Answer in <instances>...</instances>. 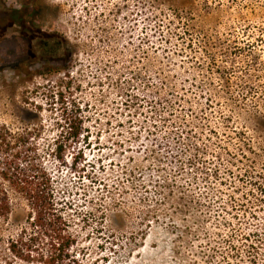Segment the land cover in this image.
Returning a JSON list of instances; mask_svg holds the SVG:
<instances>
[{
    "label": "rangeland",
    "instance_id": "374dc122",
    "mask_svg": "<svg viewBox=\"0 0 264 264\" xmlns=\"http://www.w3.org/2000/svg\"><path fill=\"white\" fill-rule=\"evenodd\" d=\"M7 1L0 125L50 153L62 114L82 119L64 160L43 158L80 219L70 264H227L229 241L264 257V0H31L30 42ZM13 201L5 240L29 212ZM0 264L41 263L5 244Z\"/></svg>",
    "mask_w": 264,
    "mask_h": 264
},
{
    "label": "trees",
    "instance_id": "16d2710c",
    "mask_svg": "<svg viewBox=\"0 0 264 264\" xmlns=\"http://www.w3.org/2000/svg\"><path fill=\"white\" fill-rule=\"evenodd\" d=\"M62 119L61 136L55 139L56 147L50 153L38 142L40 129L31 127L15 132L0 125V225L7 224L13 214L14 196L23 198L29 207L25 225L16 236L5 240L0 231V245L6 244L10 255L27 263L70 264L76 260L72 252L79 246L80 237L74 228L80 219L71 211V204L57 192L54 176L43 160L47 154L62 162L69 146L80 143L82 132L78 126L82 119H71L66 112ZM66 127L69 129L67 138L63 136ZM77 158L75 163L79 165ZM244 238L247 241L250 235ZM229 243L230 251L224 256L227 264H233L235 259L238 263L264 264V257L253 243L247 252ZM210 249L219 252L218 247Z\"/></svg>",
    "mask_w": 264,
    "mask_h": 264
},
{
    "label": "flooded vegetation",
    "instance_id": "af4514ba",
    "mask_svg": "<svg viewBox=\"0 0 264 264\" xmlns=\"http://www.w3.org/2000/svg\"><path fill=\"white\" fill-rule=\"evenodd\" d=\"M29 1L31 0H21V5L17 7L16 5L12 6V3L8 0L4 9L8 17V31L11 26L17 27L18 31L16 33L21 38H27L28 42L33 37L41 34L40 29L35 26L39 10L33 9L35 5H31Z\"/></svg>",
    "mask_w": 264,
    "mask_h": 264
}]
</instances>
